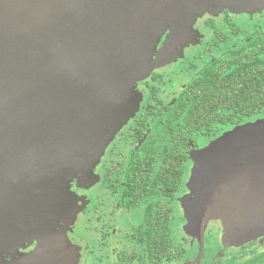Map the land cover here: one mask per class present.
<instances>
[{"label":"water","instance_id":"water-1","mask_svg":"<svg viewBox=\"0 0 264 264\" xmlns=\"http://www.w3.org/2000/svg\"><path fill=\"white\" fill-rule=\"evenodd\" d=\"M261 2L0 0V264H78L80 207L63 200L138 109L136 84L204 13ZM192 183L196 230L219 218L228 239L264 235V119L200 150ZM28 237L36 247L13 253Z\"/></svg>","mask_w":264,"mask_h":264},{"label":"flooded vegetation","instance_id":"flooded-vegetation-1","mask_svg":"<svg viewBox=\"0 0 264 264\" xmlns=\"http://www.w3.org/2000/svg\"><path fill=\"white\" fill-rule=\"evenodd\" d=\"M164 41L165 35L157 50ZM260 49L264 0L251 12L208 11L196 19L187 42L136 84L138 109L93 166L90 184L74 178L69 189L76 197L63 200L80 207L67 230L78 264H264V235L228 239L219 218L195 229L191 188L200 150L264 119V111L240 120L226 118L231 109L213 118L199 111L211 96L227 92V67ZM36 245L24 238L12 252L28 253Z\"/></svg>","mask_w":264,"mask_h":264},{"label":"trees","instance_id":"trees-1","mask_svg":"<svg viewBox=\"0 0 264 264\" xmlns=\"http://www.w3.org/2000/svg\"><path fill=\"white\" fill-rule=\"evenodd\" d=\"M238 56L245 57L240 54ZM235 62L234 66L231 65L226 70L227 92L211 96L205 107H199V111L210 118L225 108L232 110L226 118L236 120L264 111V51L260 49L259 53L249 55L247 59H237ZM229 68H232L231 72H228ZM205 97L201 96L200 102H204Z\"/></svg>","mask_w":264,"mask_h":264},{"label":"rangeland","instance_id":"rangeland-1","mask_svg":"<svg viewBox=\"0 0 264 264\" xmlns=\"http://www.w3.org/2000/svg\"><path fill=\"white\" fill-rule=\"evenodd\" d=\"M220 49H223V48L221 47ZM121 128H122V127H121ZM121 128H120V129H121ZM120 129H119V130H120ZM109 144H110V143H109ZM109 144H108V145H109ZM108 145H107V146H108ZM107 146H106V148H107ZM101 156H102V155H101ZM191 182H192V179H191ZM191 188H192V187H191ZM192 191H193V188H192Z\"/></svg>","mask_w":264,"mask_h":264}]
</instances>
